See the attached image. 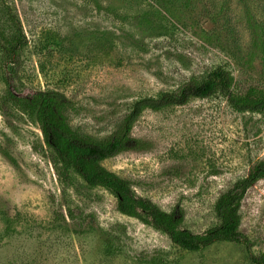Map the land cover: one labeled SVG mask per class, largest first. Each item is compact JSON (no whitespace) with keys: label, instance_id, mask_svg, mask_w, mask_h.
I'll return each mask as SVG.
<instances>
[{"label":"rangeland","instance_id":"374dc122","mask_svg":"<svg viewBox=\"0 0 264 264\" xmlns=\"http://www.w3.org/2000/svg\"><path fill=\"white\" fill-rule=\"evenodd\" d=\"M27 36L15 63L0 49V264H255L264 254V179L247 192V246L191 252L73 170L60 176L39 124L13 91L59 92L80 135H110L134 102L176 92L217 67L237 92L264 89V0H0ZM132 134L144 146L102 162L184 227L219 220L220 194L264 158V112H240L221 93L147 109Z\"/></svg>","mask_w":264,"mask_h":264},{"label":"trees","instance_id":"16d2710c","mask_svg":"<svg viewBox=\"0 0 264 264\" xmlns=\"http://www.w3.org/2000/svg\"><path fill=\"white\" fill-rule=\"evenodd\" d=\"M27 36L19 16L9 5L0 3V49L9 63H15ZM14 80L5 77L9 99L23 111L35 116L46 144L52 150V161L60 176L66 177L70 170L78 174L90 187H103L117 199L118 210L127 216L141 219L167 234L177 246L197 252L217 242H233L247 246L249 238L241 230V207L248 190L264 179V158L257 161L248 174L236 180L219 195L215 212L219 222L203 232H193L184 227L183 211L162 209L150 198L140 196L131 182L102 165L116 155L139 150L144 143L133 136L132 131L147 109L161 110L170 106H182L192 99H203L217 93L223 94L229 104L240 112H264V89L250 87L247 92L235 90L232 73L217 67L201 81H193L176 92H166L157 98L143 97L134 102L129 112L121 119L116 129L104 138L80 135L69 125L65 109L68 100L52 90L28 89L19 94L13 91ZM255 264H264V254H251Z\"/></svg>","mask_w":264,"mask_h":264}]
</instances>
